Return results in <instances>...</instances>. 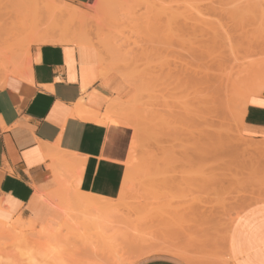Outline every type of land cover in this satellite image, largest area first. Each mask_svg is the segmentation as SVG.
I'll use <instances>...</instances> for the list:
<instances>
[{
  "label": "rangeland",
  "instance_id": "1",
  "mask_svg": "<svg viewBox=\"0 0 264 264\" xmlns=\"http://www.w3.org/2000/svg\"><path fill=\"white\" fill-rule=\"evenodd\" d=\"M47 1L0 0V60L27 69L43 37L89 33L106 72L127 87L105 121L130 186L125 191L124 181L120 198L98 212L78 208L77 193L68 189L70 200L64 191L76 218L50 240L33 236L22 215L0 221L7 224L0 226V264H78L95 251L114 264L157 254L234 264L230 241L255 227L250 207L264 211V141L241 131L249 101L264 92L251 90L264 79V0H100L83 8L59 0L80 17L51 11ZM8 68L0 71L2 86ZM62 201L55 202L60 209ZM60 213L47 225H61Z\"/></svg>",
  "mask_w": 264,
  "mask_h": 264
},
{
  "label": "crops",
  "instance_id": "2",
  "mask_svg": "<svg viewBox=\"0 0 264 264\" xmlns=\"http://www.w3.org/2000/svg\"><path fill=\"white\" fill-rule=\"evenodd\" d=\"M65 1L83 8L91 0ZM30 61L28 78L10 75L0 88V221L22 215L30 227H47L61 219L64 210L55 202L62 201L65 189L120 198L127 166L105 118L116 98L126 100L127 87L117 75L105 72L94 46H34ZM263 117L264 93L249 101L242 135L264 141ZM251 208L255 227L239 241H230L234 264H264V232H259L264 211L257 214V204ZM135 264L187 263L157 254Z\"/></svg>",
  "mask_w": 264,
  "mask_h": 264
},
{
  "label": "bare ground",
  "instance_id": "3",
  "mask_svg": "<svg viewBox=\"0 0 264 264\" xmlns=\"http://www.w3.org/2000/svg\"><path fill=\"white\" fill-rule=\"evenodd\" d=\"M6 2H8V3H13V5L14 4H16V3H18L17 5H20L19 3H22V2H24V3H26V2H29V1H32V0H5ZM34 1V0H33ZM36 2H37V0H35ZM39 1V0H38ZM98 2H101L100 0H91L90 1V6L91 5H95V4H97ZM7 3V4H8ZM31 3V2H30ZM34 3V2H33ZM3 4V3H2ZM6 4V3H5ZM6 4V5H7ZM37 4H39V3H36V5ZM42 4H44V5H46V7H47V9H48V7H53V8H50L51 9V11H53V10H55L56 8H57V10H58V12H59V14H61V15H66V14H69L70 15V17H80V16H83L85 13L83 12L82 13V11L81 10H79V9H77L76 7H72V6H70V5H67V4H60V1L59 0H52V1H47V2H42ZM41 5V4H40ZM44 5H42V6H44ZM5 6V5H4ZM42 6H40V7H42ZM18 7V6H17ZM92 7V6H91ZM30 8V7H29ZM240 8V7H239ZM24 9V8H23ZM53 9V10H52ZM9 10V9H8ZM37 11V10H36ZM56 11V10H55ZM248 11V10H247ZM21 12V11H20ZM60 12H62V13H60ZM26 13V12H25ZM65 13V14H64ZM35 14V13H34ZM81 14H83V15H81ZM37 21V20H36ZM38 22V21H37ZM29 24H30V26H34V25H36V24H33L32 22H28ZM40 23V22H39ZM29 24H27V27L29 26ZM32 24V25H31ZM38 25V24H37ZM36 25V26H37ZM39 25H42V24H39ZM29 26V27H30ZM35 26V27H36ZM10 27V26H9ZM13 27H16V25L15 26H13ZM26 27V26H25ZM26 27V28H27ZM35 27H33L32 29H35ZM17 28V27H16ZM18 28H19V26H18ZM38 29H39V27H38ZM38 29H37V27H36V32L38 31ZM12 30V29H11ZM11 30H10V33H11ZM13 31V30H12ZM31 31H33V30H31ZM40 31V30H39ZM48 31V30H47ZM50 31V30H49ZM41 32V31H40ZM39 32V33H40ZM43 32V31H42ZM9 33V34H10ZM39 33H37V35L39 34ZM46 33H48V32H46ZM7 34H8V32H7ZM12 34V33H11ZM33 34H35V32H33ZM49 34V33H48ZM63 35H60L58 38L56 37H43V39H40V40H38L37 41V43H38V45L39 46H41V45H45V44H76V45H84V46H94L93 45V43H94V40L95 39H93L90 35H89V33H85L84 31H83V33H81V31H80V34H79V32H78V34L77 33H62ZM53 35V34H52ZM43 36V35H42ZM42 36H41V38H42ZM46 36H48V35H46ZM39 38V37H38ZM37 40V39H36ZM18 43V42H17ZM16 43V44H17ZM20 43H22L23 44V42H20ZM15 44V43H14ZM14 44H11V46H13V49H15V45ZM19 44V43H18ZM104 47V46H103ZM19 48H20V46H19ZM18 49V48H17ZM11 50V49H10ZM16 51V50H15ZM15 51H13L14 52V54H15ZM8 52L10 53V51L8 50ZM104 52V51H103ZM3 56V55H2ZM0 57H1V55H0ZM102 58V63L104 64V57L102 56L101 57ZM3 59H8V58H4V56L2 57V60ZM2 60H0V71H1V69L3 68L4 70H7V68H8V66L10 65H13V61L11 62V59L10 60H7V61H9V63L11 62V64H8V63H5V61L3 62L5 65H2L1 64V62H2ZM14 66V65H13ZM21 66V67H20ZM20 66H17L18 68H16V66H14L15 68H13L12 67V69L13 70H11V68L9 69V71H7V77L9 76V75H14V76H17V78H18V76L19 77H25V76H27L26 78H28V75L25 73V72H27V69L28 68H30V67H28L27 69L26 68H22V66L23 65H20ZM113 68V67H112ZM2 69V70H3ZM114 69H117V68H114ZM29 70V69H28ZM111 70V69H110ZM106 72V71H105ZM3 73H4V71H3ZM29 74V73H28ZM3 75V74H2ZM122 76H124V74L122 75ZM7 77L5 78V79H7ZM127 77V76H126ZM126 77H124L125 79V81L128 83V81H127V79L128 78H126ZM2 82H0V85L2 86V84H1ZM251 88V87H250ZM249 88V89H250ZM254 89H252L251 88V90H253L254 91V93L256 94V95H259V94H262V92L264 91V79L263 80H261L260 82H258V83H256L255 84V86L253 87ZM116 89H118V87L116 88ZM247 92H251V91H247ZM264 93V92H263ZM254 94V95H255ZM249 95V93L247 94V96ZM251 96H253V95H251ZM261 96V95H260ZM250 97V96H249ZM215 99V98H214ZM213 99V100H214ZM246 99V101H248L249 99H248V97L247 98H245ZM213 100H211V101H213ZM253 100V99H252ZM210 101V102H211ZM123 102V99H122V101H121V99L120 98H116V103L115 104H119V103H122ZM216 103V102H215ZM214 103V104H215ZM245 103V102H244ZM212 105H213V102H212ZM214 107V106H213ZM216 110V109H215ZM215 110H213V113H215L216 111ZM215 111V112H214ZM110 112V110H108V113ZM107 113V115H110V114H108ZM263 114V113H262ZM251 115V114H250ZM107 117V116H106ZM110 116H108L106 119L108 120V118H109ZM90 118V117H89ZM241 118V117H240ZM264 118V117H263ZM258 119V118H257ZM260 119H262L261 117H260ZM242 120V119H241ZM259 120V119H258ZM100 121H102V120H100ZM99 121V122H100ZM240 121V120H239ZM103 122V121H102ZM107 122H111V121H107ZM264 122V121H263ZM112 124V123H111ZM262 125H263V123H262ZM220 139V138H219ZM222 139V138H221ZM224 140H225V138H224ZM231 141V140H230ZM222 142H225V141H222ZM237 142V141H236ZM239 142V141H238ZM238 144V143H237ZM240 144V143H239ZM252 144V143H251ZM240 145H242V144H240ZM240 145H238V146H240ZM259 145H263V144H258L257 146H259ZM231 145H229V147H230ZM233 147H235V145H232ZM231 146V148H233ZM237 146V147H238ZM243 146V145H242ZM247 146H249V144L247 143ZM251 146V145H250ZM239 148V150H236V153H237V151H238V153L239 152H241V150L242 149H240V147H238ZM262 148V147H261ZM248 149H249V147H248ZM247 149V150H248ZM258 149H260V147L258 148ZM257 149V150H258ZM249 151V150H248ZM251 151V150H250ZM249 151V153H251ZM260 151H262V150H260ZM264 151V150H263ZM262 151V152H263ZM242 152H244L243 150H242ZM253 152H255V150H253ZM258 152H259V150H258ZM261 152V153H262ZM245 153H247L246 151H245ZM108 154H110V153H108ZM259 154H260V152H259ZM264 154V152L262 153V155ZM255 155V154H254ZM87 160V159H86ZM95 162H96V160H95ZM127 162V161H126ZM107 163V162H106ZM105 163V164H106ZM110 165H112V164H110ZM102 169V168H101ZM83 170H85V168L83 169ZM119 171V170H118ZM107 172V171H106ZM108 173V172H107ZM103 174V173H102ZM108 174H110V173H108ZM111 174H113L114 175V172H112ZM110 174V175H111ZM110 175H108V176H110ZM115 176H116V173H115ZM118 176V175H117ZM97 177H99L98 175H97ZM105 178H107L106 176H105ZM104 178V179H105ZM108 178H110V177H108ZM113 178V180H114V177H112ZM125 178H126V180H124V181H126L125 182V184H124V190L126 191L128 188H129V186H130V184H129V180H128V177H126L125 176ZM106 180V179H105ZM112 180V181H113ZM116 180H117V177H116ZM97 181V180H96ZM100 181V180H99ZM118 181V180H117ZM108 183H112L111 181L110 182H108ZM115 183V182H114ZM97 184V183H96ZM106 184V183H105ZM104 184V185H105ZM101 185H103V184H101ZM107 185V184H106ZM105 185V186H106ZM79 186V185H78ZM95 186V185H94ZM113 186H115V185H113ZM99 187V186H98ZM111 187V186H110ZM101 189V188H100ZM105 189V188H104ZM123 189H122V191H121V193H124L123 192ZM64 190V189H63ZM106 190V189H105ZM64 191H66V189L64 190ZM101 191H102V189H101ZM66 193L68 194H70V192H68V190L66 191V192H64V195L65 196H67V198L68 199H70L71 200V197H68V196H70V195H66ZM61 195H63V193L61 194ZM63 195V196H64ZM62 196V200H63V198H65V197H63ZM77 199H78V202H77V206H78V208H82L84 211H89V210H94L95 212H98V211H100V209L101 208H106V207H109V206H107V205H110V203H113V202H116V200L114 201H112V199L110 200V199H105V198H102V197H98V196H94V195H89V194H79V195H77ZM67 199V200H68ZM64 200H66V198L64 199ZM66 200V201H67ZM70 200H68V201H70ZM67 201V202H68ZM62 202H63V204H62ZM61 202V205L63 206V207H61L63 210H64V212H65V214H66V218L64 219V222L61 224V225H56V226H52V225H49V226H47V227H39L40 228V230H39V232H36L35 230H36V227L37 226H33V227H30L29 229H28V231H30L31 232V234L33 235V236H36V237H39V238H49V240H50V238L51 237H55V236H57L58 235V232L60 231L59 230V227H61L60 229H62L63 230V228H68L69 229V227H71L72 225H73V223H74V221H75V218H76V216H75V214L73 213V211H72V208L70 207V205H65L64 204V202L65 201H62ZM66 202V203H67ZM106 206V207H105ZM88 215V214H87ZM85 218V219H87L88 217L86 216V215H83V216H81V218ZM164 217V216H163ZM93 218H95L96 219V217H93ZM98 218V217H97ZM97 220V219H96ZM165 222V221H164ZM166 223V222H165ZM175 223V222H174ZM0 226H6L4 223H2V222H0ZM157 224V223H156ZM155 225V224H154ZM167 225V224H166ZM170 225V224H169ZM168 225V226H169ZM180 225H182L181 223H180ZM174 227V226H173ZM171 230V229H170ZM172 230H173V228H172ZM186 231V230H185ZM27 232V231H26ZM168 232V231H167ZM30 234V233H29ZM28 234V235H29ZM175 234V233H174ZM185 235V234H184ZM30 236V235H29ZM59 237V236H58ZM56 238V237H55ZM165 238V237H164ZM176 238V237H175ZM54 239V238H53ZM52 240V239H51ZM163 250V249H162ZM98 253H100V252H91V254H90V256L84 261L83 260V262H80V263H78V264H86V263H95V264H114V263H112L110 260H108V259H106L105 257H103L102 255H100V254H98ZM172 255H175V256H180V255H178V254H175V253H172ZM81 257H82V255H81ZM80 257V258H81ZM181 257V256H180ZM182 258V257H181Z\"/></svg>",
  "mask_w": 264,
  "mask_h": 264
}]
</instances>
